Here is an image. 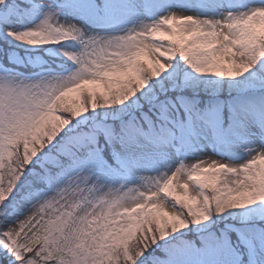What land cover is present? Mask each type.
<instances>
[{
	"label": "snow or ice",
	"instance_id": "obj_1",
	"mask_svg": "<svg viewBox=\"0 0 264 264\" xmlns=\"http://www.w3.org/2000/svg\"><path fill=\"white\" fill-rule=\"evenodd\" d=\"M0 264H264V0H0Z\"/></svg>",
	"mask_w": 264,
	"mask_h": 264
}]
</instances>
